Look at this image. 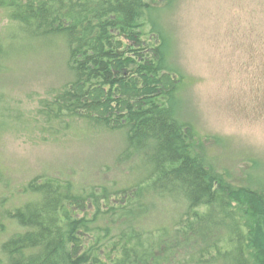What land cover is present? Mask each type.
Here are the masks:
<instances>
[{
	"label": "trees",
	"instance_id": "trees-1",
	"mask_svg": "<svg viewBox=\"0 0 264 264\" xmlns=\"http://www.w3.org/2000/svg\"><path fill=\"white\" fill-rule=\"evenodd\" d=\"M176 1L0 0L8 31L65 47L69 79L38 100L30 124L49 137L77 122L121 132L115 166L131 178L32 180L27 201L0 209V235L3 219L21 229L0 242V264H264V188L224 180L176 118L187 76L163 24ZM167 200L178 212L147 226Z\"/></svg>",
	"mask_w": 264,
	"mask_h": 264
},
{
	"label": "rangeland",
	"instance_id": "rangeland-1",
	"mask_svg": "<svg viewBox=\"0 0 264 264\" xmlns=\"http://www.w3.org/2000/svg\"><path fill=\"white\" fill-rule=\"evenodd\" d=\"M163 19L171 58L187 76L176 118L193 125L197 152L224 180L264 188V0H177ZM0 32V209L27 201L34 179L127 186L131 178L115 166L121 132L77 122L49 137L30 124L38 100L69 79L62 38H30L8 31L5 20ZM161 202L147 226L166 225L178 212L173 201ZM2 222L0 242L21 230Z\"/></svg>",
	"mask_w": 264,
	"mask_h": 264
}]
</instances>
